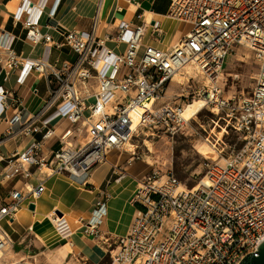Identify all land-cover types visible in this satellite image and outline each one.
I'll return each mask as SVG.
<instances>
[{
    "label": "built area",
    "instance_id": "obj_1",
    "mask_svg": "<svg viewBox=\"0 0 264 264\" xmlns=\"http://www.w3.org/2000/svg\"><path fill=\"white\" fill-rule=\"evenodd\" d=\"M49 1L36 5L22 0L14 13V20L26 27L27 39L43 46L39 59L19 57L15 36L0 33V51L7 54L6 60L0 56V76L5 63L9 69L21 67L20 84L32 72L47 76L50 84L37 113L22 109L0 125L3 134L41 135L25 151L1 159L12 169L11 176L21 175L27 182L25 189H12L0 204V252L11 239L3 222L12 225L23 204L46 191L45 179L37 186L31 182L38 170L47 177L67 174L86 184L113 150L135 152L141 132L175 134L187 121L188 105L196 101L202 103L188 120L204 109L215 111L219 118L212 133L218 137L215 129L220 126V140L231 128L238 148L228 153L207 138L213 150L205 155V176L192 188L172 172L150 171L132 195L135 214L129 230L110 242L111 264H240L258 252L264 242V0H170L166 16L187 23L190 30L167 49L143 43L148 28L163 34L162 22L147 18L137 26L121 21L114 36L99 37L96 16L89 30L57 28L62 38L55 41L41 24ZM56 8L52 6L50 17ZM108 39L126 43V51L114 53L105 45ZM239 46L255 53L259 73L250 95L228 97L221 79L228 57ZM54 47L71 48L77 59L59 65V59L52 61ZM189 67L206 77L204 87L187 104L166 101L171 82ZM5 91L0 85V101ZM62 119L74 128L63 131L59 148L47 154L44 147L58 135ZM84 127L85 139L77 141ZM110 197L105 191L97 200L84 224L86 234L102 236ZM56 219L60 237L69 239L74 231ZM13 264L32 263L22 259Z\"/></svg>",
    "mask_w": 264,
    "mask_h": 264
},
{
    "label": "crops",
    "instance_id": "obj_2",
    "mask_svg": "<svg viewBox=\"0 0 264 264\" xmlns=\"http://www.w3.org/2000/svg\"><path fill=\"white\" fill-rule=\"evenodd\" d=\"M33 3L38 5L41 0H32ZM106 0H50L46 10L44 11L41 24L44 26V30L49 31L54 40L57 41L60 38V34L57 32V28L68 29V30H89L92 27L94 19L98 16V28L97 35L99 37H105L106 34L114 36L117 31V26L121 21H128L133 24V26L141 25L143 21L147 19H156L162 22L163 34L159 35L153 33L151 28L147 29L145 36L143 37V43L154 45L160 48H171L173 44L175 45L179 42L182 37L189 32L190 26L179 20L172 19L175 24L172 31H170V25L164 24L162 19L166 16L167 12L156 11L155 1L157 0H140L138 3H129L126 0H115L112 5L104 7ZM22 0H0V33L2 31H7L11 35L15 36L14 49L17 55L21 58L28 59H39L43 54V46L41 44H33L27 39V29L22 23H18L14 20V13L17 11L18 7L21 5ZM133 4V5H130ZM57 5L55 15L49 16L52 6ZM134 6V9L130 8ZM143 13V18L138 16ZM129 12L131 13L129 15ZM151 17H149L151 14ZM180 29L181 32L175 33V30ZM166 36V38H164ZM105 45L111 49L116 54H122L127 49L126 43H116L113 39H108ZM25 48V49H24ZM0 56L4 59L7 54L4 51H0ZM59 59L61 65L64 61L74 62L77 59V54L69 47L63 48H53L52 61ZM6 60V59H5ZM7 77V80L4 79ZM21 77V67L16 69H9L6 64H3L2 74L0 76V85L4 86L5 94L3 101H0V125L5 118L12 119L19 110H24L30 113H37L41 108L45 98L48 96L49 91V81L48 77L39 74L37 72H32L24 84L19 83ZM37 90V92L35 91ZM68 119H62L56 126L58 130V135H56L49 143L44 147L47 154L53 153L60 146L59 135L68 128H74V124L68 123ZM84 131L79 134L77 141H82V134L85 135ZM75 131V130H74ZM33 139L40 140L41 135L37 134L35 136H28L23 133L10 134L1 133L0 130V204L7 200L10 191L14 188L25 189V180L21 175L11 176L13 173L12 169L8 168L5 161H2V157H9L12 153L23 152L31 144ZM76 141V142H77ZM118 150H113L108 155ZM133 160V158H131ZM108 161V160H107ZM34 170V169H33ZM115 172V171H114ZM108 174V168H99V165L93 170L90 177L96 175V180L98 184L94 182L87 181L84 187L75 185L67 174H54L49 177L41 173L40 170L36 172V177L32 179V184L37 186L39 179H45V194H48L49 200L45 201L46 206L49 210L55 209L57 203L61 204L68 213L85 217V220L92 217L93 210L96 207L97 200L104 197L105 191H109L111 197L107 203V214L100 228L102 230V236L97 238L90 235V241L87 240L83 235L84 231L80 230V227L73 228L74 233L69 239H64L66 243L72 241L74 249L77 250L79 254H86L88 256H95L96 251L100 246L95 240L104 241L108 245L116 236L124 235L129 230L132 218L135 214V207L130 201V191L127 188L116 186L119 181L113 182L111 180L107 181V184L103 186V183ZM66 184L77 194L81 195V201L79 207L72 209L66 206L60 200L54 198L52 192L64 193L66 190ZM93 187L95 191L87 190L88 192L95 193V195H86L85 203L83 204L84 210L82 209V190L85 187ZM138 186V184H137ZM136 186V189H137ZM91 193V194H92ZM50 204H53V208H50ZM37 206H35V209ZM83 210V214H82ZM61 211V210H58ZM62 212V211H61ZM84 214L88 216H84ZM17 215L15 217L14 223L17 220ZM88 219L87 221H89ZM86 221V222H87ZM14 227V225L12 224ZM21 232L20 228L14 227V233L19 234ZM11 240L13 242L14 238L10 234ZM109 240V241H108ZM19 241V239H17ZM14 244V243H13ZM73 249V251H74Z\"/></svg>",
    "mask_w": 264,
    "mask_h": 264
},
{
    "label": "rangeland",
    "instance_id": "obj_3",
    "mask_svg": "<svg viewBox=\"0 0 264 264\" xmlns=\"http://www.w3.org/2000/svg\"><path fill=\"white\" fill-rule=\"evenodd\" d=\"M170 5V0H157L155 1L154 8L156 11L166 12L169 10ZM179 32H181L180 29L175 30V33L178 34ZM164 38H166V36ZM258 73L259 63L255 53L246 46H239L226 61L221 85L228 97L233 95L248 96L251 94ZM205 83L206 77L189 67L171 82L166 101H170L172 104H187L196 98L197 92L204 87ZM218 118L219 115L210 109H204L197 114L190 123L200 136L196 138L191 146H188L186 142L177 146L175 154H171L173 149L170 143L167 142V145L163 148L164 158L161 163L155 161L151 145L158 142L162 135H167L170 140L177 142L178 135H184L186 133V128L181 125L176 133L172 135L165 133H156L152 135L151 131H146L148 132L147 134L141 132L136 140L137 146L135 152L115 151L113 155H111V159L99 165V168H108V174L106 175L103 186L106 185L109 180L113 182L119 181L116 186L127 188L132 198L138 182L154 169L174 173L178 180L186 184L189 188L197 186L198 182L205 176V162L207 161L205 155L211 154L213 150L212 144H216L218 141L221 146L226 147L228 153L238 148L240 144L237 134L229 127L227 131L223 133L220 140L218 139L222 131L220 126L217 125V129H215V133L218 137L212 133L216 125L215 121H217ZM67 122L70 123L69 121ZM219 125H223V122L220 121ZM207 138H209L212 144L207 141ZM84 139L85 135L82 134V140ZM205 149H207L206 152H204ZM137 155L140 156V159L135 158ZM131 158H133V160H131ZM218 159H220V157ZM86 189L95 191V188L91 186H87L85 190H82L83 210L85 198H88L85 196L95 195V193L88 192ZM52 195L56 199L60 196L61 202L72 209L79 207L81 201V195L75 193L68 184H66V190L63 194L54 191ZM53 206V204H50V208H53ZM28 216L29 218L27 220L17 218L16 222L13 223L14 227L21 229V232L16 235L14 233V227L9 225L6 221L3 222V227L13 236L16 242H14L12 253L8 257L3 258L0 264H12L22 259H24V262L29 261L32 264L112 263L111 251L114 248L113 244L110 243L108 245L104 241L95 240L100 248H98V251H96L93 257L83 253L81 255L76 252L77 250L75 249L69 252L65 247L66 241L64 239L56 234L46 237L41 232L40 225L32 221L33 213H30ZM84 216L88 215L84 214ZM85 222L86 221H84V224ZM33 224H35L34 227H32ZM47 224L48 227L54 228V223H52L51 220L47 219ZM84 229V226L80 227L82 232ZM84 234L83 236L90 241V235ZM17 239H19V241H17Z\"/></svg>",
    "mask_w": 264,
    "mask_h": 264
},
{
    "label": "bare ground",
    "instance_id": "obj_4",
    "mask_svg": "<svg viewBox=\"0 0 264 264\" xmlns=\"http://www.w3.org/2000/svg\"><path fill=\"white\" fill-rule=\"evenodd\" d=\"M115 2V0H106L104 7L106 8L109 4L112 5ZM133 5V4H130ZM130 8H132V10L134 9V6H131ZM131 13L129 12V15ZM151 17L152 13L149 14ZM164 24L166 25H170V31H172L173 27L175 26V24L172 22V19H170L168 16H163L162 17ZM174 46V44H173ZM202 102L200 101H196L193 105H188L186 111H185V117L187 119V121L183 124V126L186 128V133L184 135H178V139L177 142H174V140H170L169 137L167 135H162L161 139L156 142L155 144L151 145V148L154 152V157H155V161L157 163H161L162 159L164 158L163 156V148L164 146L167 145V142L170 143V146L172 147V153L171 154H175L176 153V148L177 146H179L180 144L186 142L188 144V146H191L197 137L200 136V134L197 132V130H195V128L191 125L190 121L188 119L192 118L193 114L195 113V110L197 109V107L199 105H201ZM207 149H205L204 152H206ZM166 154V153H165ZM111 155L109 156V159H111ZM108 159V160H109ZM69 179L75 184L78 185L80 187H84V183L80 182V181H76L75 179H71L69 177ZM89 182H94V184H98V180H96V175L90 177L88 179ZM49 197L48 194L44 193L41 197L35 198V197H30L24 204L23 206L19 209V212L17 213V217L22 219V220H27L29 218V214L33 213V219L32 221L39 224L40 225V230L41 232L46 236H53V234H56L58 236H60L59 233V229L57 227L56 224V217H58L62 222L66 221V223L69 225V227H71V229L73 230V228L75 227H79L82 225V227L84 226V221H87L88 218L85 220V217H80L71 213H68V211L59 203H57V206L55 209L49 210L48 207L46 206L45 201H48ZM29 203H35L37 208L32 210L29 209L28 205ZM58 210L62 211V215H59L57 213ZM47 219L51 220L52 223H54V228L52 227H48L47 224ZM35 224L32 225V227H34ZM14 242L11 239L7 240V244L5 245V247L3 248V250L0 252V262L2 261L3 258L8 257L13 250V244ZM66 249L69 252H72L74 249V246L72 244V241H69L66 243L65 245ZM13 264V263H12Z\"/></svg>",
    "mask_w": 264,
    "mask_h": 264
},
{
    "label": "water",
    "instance_id": "obj_5",
    "mask_svg": "<svg viewBox=\"0 0 264 264\" xmlns=\"http://www.w3.org/2000/svg\"><path fill=\"white\" fill-rule=\"evenodd\" d=\"M32 210L35 209V204L30 205ZM59 215H62L61 211H57ZM240 264H264V242L261 244L259 251L248 254Z\"/></svg>",
    "mask_w": 264,
    "mask_h": 264
}]
</instances>
